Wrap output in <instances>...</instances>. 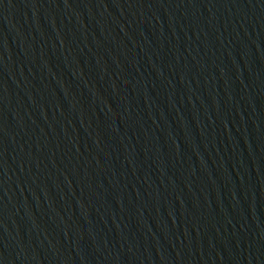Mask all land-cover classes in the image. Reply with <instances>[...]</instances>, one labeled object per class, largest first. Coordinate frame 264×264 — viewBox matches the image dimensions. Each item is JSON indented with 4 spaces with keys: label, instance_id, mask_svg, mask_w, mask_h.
<instances>
[{
    "label": "water",
    "instance_id": "water-1",
    "mask_svg": "<svg viewBox=\"0 0 264 264\" xmlns=\"http://www.w3.org/2000/svg\"><path fill=\"white\" fill-rule=\"evenodd\" d=\"M0 264H264V0H0Z\"/></svg>",
    "mask_w": 264,
    "mask_h": 264
}]
</instances>
